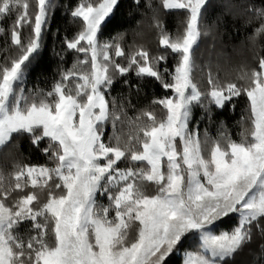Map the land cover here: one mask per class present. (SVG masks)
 Wrapping results in <instances>:
<instances>
[{
  "label": "snow or ice",
  "instance_id": "obj_1",
  "mask_svg": "<svg viewBox=\"0 0 264 264\" xmlns=\"http://www.w3.org/2000/svg\"><path fill=\"white\" fill-rule=\"evenodd\" d=\"M123 6L78 0L68 13L76 34L53 49L75 59L46 90L28 79L68 5L0 0V153L27 139L48 161L0 168V264H264V55L234 79L199 63L217 27L205 23L213 0H131L150 15L159 51L135 42L126 51L125 32L104 38ZM227 8L256 22V47L264 0ZM162 13L182 16L174 33ZM118 83L136 93L155 83L166 94L130 116V95H113ZM241 97L239 140L223 121L213 136L215 113L234 111Z\"/></svg>",
  "mask_w": 264,
  "mask_h": 264
},
{
  "label": "trees",
  "instance_id": "obj_2",
  "mask_svg": "<svg viewBox=\"0 0 264 264\" xmlns=\"http://www.w3.org/2000/svg\"><path fill=\"white\" fill-rule=\"evenodd\" d=\"M61 4L68 5L67 8H58L55 16L51 21V31L45 37V46L41 52V58L36 67L33 68L27 83L28 88L39 87L50 89L53 83L59 78V71L62 68L71 67L75 59V55L65 51V59L61 61L55 56L53 49L57 52L64 50V39H71L79 28V25L73 23L69 10L76 5L78 0H58ZM214 7L210 10L209 15L205 18V23L208 25L217 24L212 34L205 37L201 42L199 63L203 66L206 62L210 63L215 71L217 65L220 69L221 79H234L236 71L242 65L249 67L256 66L254 57L258 53L264 55V38L257 42V46L253 47L248 41V37L253 32L252 26H246L242 19L233 17L232 12L237 11L233 8L229 11L228 4H239L240 0H213ZM121 9V21L119 26L111 27L105 33V39L115 36L117 32H125L124 47L128 51V46L134 42L136 44H144L151 52L159 51L155 38V31L150 29L148 25L151 23L150 15L145 14V10L141 8L137 10L131 6V0H123ZM221 16L222 20L217 22V16ZM166 29L170 33H174L181 25L182 16L175 13L161 14ZM141 32V35H137ZM175 63L173 59H169L168 65L171 68ZM198 80L203 86V79L198 76ZM131 83L135 84L136 80L133 76ZM123 93L130 95V99L134 107L128 108V115L134 116L143 108H147L154 97L165 95V91L159 84H151L145 86L139 93L134 89L131 91L123 87L119 83L115 86L113 95ZM246 101L241 97L236 103L235 110L225 109L223 112H216L214 116L215 123L211 126L210 132L213 136L216 135L217 127L220 121H223L233 139L239 140V132L241 131L240 119L245 114ZM200 109H195L194 118L198 119ZM203 127V125H202ZM45 145H41L44 147ZM14 159H19L27 164H46L47 158L39 150L33 149L29 141L24 139L20 142L19 150L12 149L9 153H0V168L5 171L11 170V164ZM106 203V201H104ZM255 247V245H253ZM189 250H195L194 245L189 246ZM244 260H250V257H243ZM172 264H181L179 257L172 260Z\"/></svg>",
  "mask_w": 264,
  "mask_h": 264
}]
</instances>
